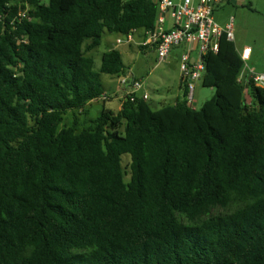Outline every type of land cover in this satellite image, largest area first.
Masks as SVG:
<instances>
[{
	"label": "trees",
	"instance_id": "obj_1",
	"mask_svg": "<svg viewBox=\"0 0 264 264\" xmlns=\"http://www.w3.org/2000/svg\"><path fill=\"white\" fill-rule=\"evenodd\" d=\"M157 15L155 0H0V264H264V88L233 41L203 55L198 109L181 80L173 104L125 95L63 125L128 69L116 47L94 69L105 31Z\"/></svg>",
	"mask_w": 264,
	"mask_h": 264
},
{
	"label": "rangeland",
	"instance_id": "obj_2",
	"mask_svg": "<svg viewBox=\"0 0 264 264\" xmlns=\"http://www.w3.org/2000/svg\"><path fill=\"white\" fill-rule=\"evenodd\" d=\"M228 17H233V38L238 47L250 46L252 48V57L246 65L254 67L255 72L264 71V0H224L214 6L213 18L220 25H224ZM142 31L134 36V41L129 45L119 44L116 48L122 55L123 63L131 68V72L143 79V85L148 93V103L151 108L158 109L162 105L172 104L176 95L180 96L178 90L179 67L175 62H171V56L168 61L156 63V53L152 49H142L138 46L141 40ZM140 36V37H139ZM115 33L105 31L101 44L89 52L94 58V69L98 70L101 63V55L108 49L106 41H113ZM179 51H177V54ZM176 57H172L175 61ZM101 82L104 86V93L114 100L97 99L88 105L87 114L84 111H69L63 118V125H70L74 115L82 124L88 118H94L102 111L103 106L116 111L120 104L115 98L124 93V85L120 83L118 75L101 73ZM137 93L141 94L142 91ZM214 95V89L203 86L200 81L194 82L191 107L198 109L201 105ZM129 161L128 155L122 156V166L124 169V180L129 179ZM226 209L215 208L211 214L215 215L224 212Z\"/></svg>",
	"mask_w": 264,
	"mask_h": 264
},
{
	"label": "built area",
	"instance_id": "obj_3",
	"mask_svg": "<svg viewBox=\"0 0 264 264\" xmlns=\"http://www.w3.org/2000/svg\"><path fill=\"white\" fill-rule=\"evenodd\" d=\"M158 15L155 27L152 30H144L142 38L137 43L139 46L152 48L156 53V63L168 61L173 48L184 47L180 55L178 67L183 83L187 85V102H192L194 82L200 81L204 69L203 55L208 51L216 52L219 39L225 36L233 41V17H228L224 25H220L213 18L214 6L224 0H155ZM18 18L26 17V10L18 11ZM167 18L170 19V26ZM138 33L133 29L128 33H119L115 37V45L131 44ZM240 56L245 63L240 78L249 74L257 86L264 88V73L255 72L247 64L250 56V48L244 47ZM119 76V75H118ZM120 83L129 85L126 95L133 100L138 91H142L140 97L148 98V93L143 85V79H135L131 71L119 76ZM101 99H105L104 96Z\"/></svg>",
	"mask_w": 264,
	"mask_h": 264
},
{
	"label": "crops",
	"instance_id": "obj_4",
	"mask_svg": "<svg viewBox=\"0 0 264 264\" xmlns=\"http://www.w3.org/2000/svg\"><path fill=\"white\" fill-rule=\"evenodd\" d=\"M174 1H178V0H174ZM167 21H168V25L170 26V19L169 18H167L166 19ZM227 21V20H226ZM220 24V23H219ZM137 34H140V31L137 33ZM140 37V36H139ZM140 38H142V35H141V37ZM113 41H110V40H107L106 41V46L108 47V49H110V48H113V47H116V45H115V39H114V43H112ZM233 42H234V44H235V40L233 39ZM129 46H130V44H129ZM139 46V45H138ZM131 47V46H130ZM235 47H236V49L239 51V53L242 51V49L244 48V47H248V48H250V56H249V58H248V60H247V62H249L250 60H251V57H252V48L250 47V46H243V47H238L236 44H235ZM145 49H152V48H145ZM153 50V49H152ZM154 51V50H153ZM177 51H179V53L177 54ZM184 51V47H183V45L182 46H177V47H175V48H173L172 49V51L170 52V54H169V56H171V62L170 63H172V62H175V64L177 65V67H178V62H179V58H180V55L182 54V52ZM155 52V51H154ZM173 56H175L176 57V60L175 61H172V57ZM249 66V65H248ZM128 67V66H127ZM251 69H253L254 71H255V69H254V67L252 66V67H250ZM131 71V68L130 67H128V69H127V71ZM126 71V72H127ZM261 72H263L264 73V71H261ZM132 73V72H131ZM132 75H133V77L135 78V79H138L139 77L138 76H136V75H134L133 73H132ZM101 77V76H100ZM180 84H181V77H180V73H179V84H178V90L181 92V88H180ZM103 85V84H102ZM103 88H104V86H103ZM129 89V85H125V87H124V93H123V95L122 96H120V97H116L115 98V100L117 99L118 100V102H119V104H120V107H121V103H122V100H123V98L125 97V95H126V92H127V90ZM105 94V93H104ZM136 95L138 96V97H140V95L141 94H139V93H136ZM181 95V94H180ZM106 99H105V104L108 102V100H110L111 99V97H109V96H107L106 94H105V96H104ZM178 97V95H176V97H175V101H176V98ZM149 98V97H148ZM148 98H147V100H148ZM111 100H114V99H111ZM93 101H97V100H93ZM93 101H91V102H93ZM174 101V102H175ZM90 102V103H91ZM173 102V103H174ZM89 103V104H90ZM172 103V104H173ZM106 107V106H105ZM119 107V108H120ZM109 108V107H108Z\"/></svg>",
	"mask_w": 264,
	"mask_h": 264
},
{
	"label": "water",
	"instance_id": "obj_5",
	"mask_svg": "<svg viewBox=\"0 0 264 264\" xmlns=\"http://www.w3.org/2000/svg\"><path fill=\"white\" fill-rule=\"evenodd\" d=\"M249 77H251V76H249Z\"/></svg>",
	"mask_w": 264,
	"mask_h": 264
}]
</instances>
